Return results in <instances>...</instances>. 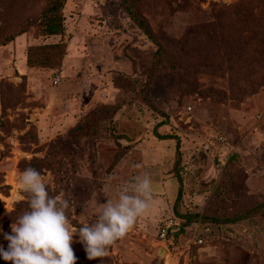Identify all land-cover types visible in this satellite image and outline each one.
Returning <instances> with one entry per match:
<instances>
[{"label":"rangeland","instance_id":"obj_1","mask_svg":"<svg viewBox=\"0 0 264 264\" xmlns=\"http://www.w3.org/2000/svg\"><path fill=\"white\" fill-rule=\"evenodd\" d=\"M241 1L263 5L134 0L156 52L124 0H61L53 34V0H0V245L30 163L77 229L94 194L151 178L149 210L101 262L73 237L76 264H264V33L248 40Z\"/></svg>","mask_w":264,"mask_h":264},{"label":"clouds","instance_id":"obj_2","mask_svg":"<svg viewBox=\"0 0 264 264\" xmlns=\"http://www.w3.org/2000/svg\"><path fill=\"white\" fill-rule=\"evenodd\" d=\"M17 190L27 199L28 210L16 217L10 234L4 233L7 249L0 245V258L11 264H76L78 257L71 246L74 236L88 260L101 262L149 210L153 199L151 178L137 176L118 191L115 201L105 195L107 202L98 203V193L90 197L91 215L77 229L68 217L69 201L51 195L41 172L30 163L19 176Z\"/></svg>","mask_w":264,"mask_h":264},{"label":"trees","instance_id":"obj_3","mask_svg":"<svg viewBox=\"0 0 264 264\" xmlns=\"http://www.w3.org/2000/svg\"><path fill=\"white\" fill-rule=\"evenodd\" d=\"M130 3H127L129 2ZM133 1L134 0H124L125 2V9L127 11V13L129 14V16L132 18V20L134 22H136V24L141 28L142 32L148 37L150 38L153 42H155L153 40V36L151 35L150 31H149V28L143 23L141 22L140 20H137V17H136V12H135V8H133L135 5H133ZM250 3V1H241L240 3H236V4H233L231 5L232 7H228V8H232V10H230L233 14H235V17L237 18L238 22L242 23L243 25V28H242V31L244 33V31H246V33L250 34L251 32H254L256 31L257 34H254L250 37V39L248 40H252V39H256L260 33V31L258 32V27L259 29L264 33V0H263V5H262V8H260V10L258 11H255V13L252 12V9L251 7H245L246 4ZM242 4V5H240ZM61 7V0H53V3L51 5V7L49 8V17L48 19L50 20H47L45 21L44 23V26H45V32L49 33V34H53V33H58L60 32V29H59V26H58V19H57V12L59 11V8ZM229 10V9H228ZM228 17H230L228 15ZM260 24V25H259ZM245 27H247L246 29H244ZM263 27V28H262ZM241 30L239 29V32ZM242 34V33H240ZM264 36L262 38H260L259 40L263 39ZM156 45H157V49H156V52H159L160 51V46L157 44V42H155ZM252 43V42H251ZM252 44L249 45V42L247 41L246 44L244 45V47L247 49H251L252 47ZM160 48V49H159ZM254 49V48H252ZM180 192L178 191V196H179ZM264 204V203H263ZM263 204H259L258 206H256L255 208H253L254 211H257L259 206L260 205H263ZM263 210V215L262 217L264 218V208H262ZM196 215V214H194ZM189 216L186 217V222L185 223H189V221L191 220H188ZM195 220V219H194ZM227 222H232L233 220H226ZM183 223H181L179 225V230L181 231V229H183ZM171 230L170 226L167 227V234H166V237L169 233V231ZM176 231V230H175ZM173 232L176 233V232ZM202 240H200L201 242Z\"/></svg>","mask_w":264,"mask_h":264},{"label":"built area","instance_id":"obj_4","mask_svg":"<svg viewBox=\"0 0 264 264\" xmlns=\"http://www.w3.org/2000/svg\"><path fill=\"white\" fill-rule=\"evenodd\" d=\"M188 109H190V107H187ZM171 224V222H166L163 226H161L158 230V238L163 240L166 238V234H167V227ZM200 241V239H199Z\"/></svg>","mask_w":264,"mask_h":264},{"label":"water","instance_id":"obj_5","mask_svg":"<svg viewBox=\"0 0 264 264\" xmlns=\"http://www.w3.org/2000/svg\"><path fill=\"white\" fill-rule=\"evenodd\" d=\"M163 250H161V252H162Z\"/></svg>","mask_w":264,"mask_h":264}]
</instances>
